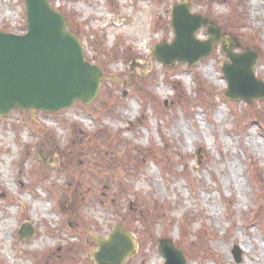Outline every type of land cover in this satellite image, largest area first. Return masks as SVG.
<instances>
[{
    "label": "rangeland",
    "instance_id": "rangeland-1",
    "mask_svg": "<svg viewBox=\"0 0 264 264\" xmlns=\"http://www.w3.org/2000/svg\"><path fill=\"white\" fill-rule=\"evenodd\" d=\"M184 1L264 82V0H48L104 75L90 105L0 117V264H94L116 225L137 243L124 264H164L160 240L187 264H264V99L225 98L221 42L193 67L156 60ZM0 30L26 31L23 0H0Z\"/></svg>",
    "mask_w": 264,
    "mask_h": 264
},
{
    "label": "water",
    "instance_id": "water-1",
    "mask_svg": "<svg viewBox=\"0 0 264 264\" xmlns=\"http://www.w3.org/2000/svg\"><path fill=\"white\" fill-rule=\"evenodd\" d=\"M26 8L27 33L19 36L0 31V116L11 110H34L45 113L73 107L76 101L91 104L100 90L103 72L84 60L78 40L66 30L63 16L52 10L47 0H23ZM206 28L209 39L195 40L194 34ZM171 27L174 40L170 45H156L153 55L163 65H195L206 58L221 39L229 63L222 65L227 81L225 96L250 103L264 99V82L255 78L253 66L257 54L246 51L232 54L235 41L226 38L217 26L199 15H191L188 3L173 6ZM31 227L23 226L19 238H30ZM97 239L93 254L95 264H123L135 252L132 237L119 226L105 240ZM158 251L164 264H186L181 250L167 240H160ZM239 262V254L235 256Z\"/></svg>",
    "mask_w": 264,
    "mask_h": 264
},
{
    "label": "trees",
    "instance_id": "trees-1",
    "mask_svg": "<svg viewBox=\"0 0 264 264\" xmlns=\"http://www.w3.org/2000/svg\"><path fill=\"white\" fill-rule=\"evenodd\" d=\"M143 101V107L146 105V102L144 101V100H142Z\"/></svg>",
    "mask_w": 264,
    "mask_h": 264
},
{
    "label": "bare ground",
    "instance_id": "bare-ground-1",
    "mask_svg": "<svg viewBox=\"0 0 264 264\" xmlns=\"http://www.w3.org/2000/svg\"><path fill=\"white\" fill-rule=\"evenodd\" d=\"M119 25H121V24H119ZM140 29V28H139Z\"/></svg>",
    "mask_w": 264,
    "mask_h": 264
}]
</instances>
